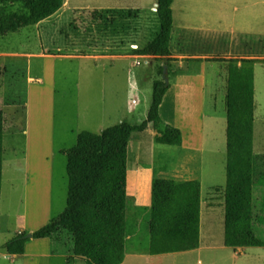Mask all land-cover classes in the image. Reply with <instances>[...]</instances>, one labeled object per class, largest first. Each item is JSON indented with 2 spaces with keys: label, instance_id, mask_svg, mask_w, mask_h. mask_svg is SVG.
I'll use <instances>...</instances> for the list:
<instances>
[{
  "label": "rangeland",
  "instance_id": "374dc122",
  "mask_svg": "<svg viewBox=\"0 0 264 264\" xmlns=\"http://www.w3.org/2000/svg\"><path fill=\"white\" fill-rule=\"evenodd\" d=\"M72 1L79 6L73 13L80 15L78 28L55 36L53 44L44 27L62 16L24 25L28 10L21 1L0 4V12L13 17V24L0 31V264H87L70 226L50 237H30L22 254H9L2 245L21 231L31 232L67 204L70 174L60 149L74 148L80 137L98 139L122 120L144 119L152 80L162 76L170 88L160 116L181 129L183 147L156 141L151 124L132 132L125 151L108 162L83 206L84 237L120 246L124 258L119 264H264V244L249 241L255 235L264 243L259 220L264 184L258 181L264 172V45L250 47L260 52L244 53H260L263 57L248 60L261 64L237 69L233 61H215L204 70V64L195 63L197 55L239 60L240 50L247 49L245 38L252 36L244 35L245 28L264 35V0H182L183 9L173 0L171 60L165 72L159 70L164 61L154 55L114 56L136 46L126 45L128 35L124 38L107 21L115 7L130 6L147 12L149 20L156 14L151 10L156 0ZM137 34L139 46L151 36ZM83 51L108 55L74 54ZM189 170L200 180L203 196L201 249L150 254V177L161 171L181 179Z\"/></svg>",
  "mask_w": 264,
  "mask_h": 264
},
{
  "label": "trees",
  "instance_id": "16d2710c",
  "mask_svg": "<svg viewBox=\"0 0 264 264\" xmlns=\"http://www.w3.org/2000/svg\"><path fill=\"white\" fill-rule=\"evenodd\" d=\"M21 1L28 13L24 16V25L35 24L54 13L64 0H0V4ZM173 0H156V14L159 20V32L141 46L133 49L140 55H154L164 61L159 66H170L171 51L169 39L173 23ZM13 24L10 12H0V31ZM212 59H223L213 56ZM170 87L166 77L152 80L149 106L144 119L139 122L122 120L108 127L98 139L80 137L74 148H61L68 161L70 183L65 207L48 221L31 231V237L40 239L50 237L57 229L70 226L74 232L77 246L87 264H119L124 258L122 248L111 241L100 244L85 238L81 221L82 209L93 196L97 182L103 177L108 162L126 149L131 133L143 131L151 124L158 142L180 145L182 132L177 126L164 122L159 113L163 96ZM3 164V110L0 108V191ZM264 183V172L258 178ZM201 183L198 178L176 179L153 176L150 188V212L148 220L147 251L150 254L185 251L200 245ZM264 223V214L259 215ZM21 231L7 239L2 247L9 254H22L25 243L30 238ZM251 244L263 245L255 235L249 239Z\"/></svg>",
  "mask_w": 264,
  "mask_h": 264
},
{
  "label": "crops",
  "instance_id": "0c3cea01",
  "mask_svg": "<svg viewBox=\"0 0 264 264\" xmlns=\"http://www.w3.org/2000/svg\"><path fill=\"white\" fill-rule=\"evenodd\" d=\"M76 9H79V6L75 5L72 0H64L63 4L60 6L59 9H57L54 13H52L48 17L41 19L39 22L35 23V25H40V23H43V21H47V20L52 21V20L58 19L62 16L60 21L49 22L48 23L49 26L44 27V30H45L44 33L45 34L51 33L50 43L53 44V43H55V41H54L55 36H58V35H61L64 33L67 34L68 33L67 31L71 27L74 29L78 28L76 22H78L80 20V15L79 14L78 15L73 14L74 12H77V11H75ZM140 9L141 8H139L138 6L115 7L113 10L114 16L112 18L109 17L110 20L107 19L108 22L112 23V26H111L112 29H114L115 26H118L117 28L120 29L121 36L124 37V35H128L129 40L126 42V45L134 44L136 47L139 46V45H137V42L139 39L137 32L143 33V34H151V36L148 38V40L150 38L154 37L159 32L160 26L159 27L157 26V24H158L157 22L159 21L157 14H155L156 16L153 14H150V19L147 20L148 13L147 12L142 13V11H140ZM151 10H153L156 13V1H155V4L152 6ZM78 13L81 14L82 12L79 10ZM64 15H66V16L64 17ZM156 17H157V21H156ZM113 24L115 25L114 27H113ZM127 29H129L128 34H126L128 31ZM260 29H263V28L260 27ZM61 30H63V32H61ZM122 30H123V33H122ZM246 34H248V35L252 34V36L245 38L247 40L244 42V45H245V47H247V49L245 51L240 50L243 53V55L240 56L239 60H232L230 58H227L225 55L221 56V57H223V59H212L213 55H211V56L210 55H197V56H199V59L197 58L198 60L195 61V63H199L200 65L204 64V68H205L204 70H206L208 67H209V69H211L214 65L213 62H215V61H233V63H234L233 65L236 66L237 69H238V67H242L244 65V63L253 62L254 65L255 64H261V61H258V60L257 61L248 60L250 58L251 59H257V58L263 57V55H261L260 53H256L255 55H244V53L260 52V49L254 51V52H251L250 47L252 45H256V44L264 45V35H263V33L260 32V30H257V28H253V27H246L245 31H244V35H246ZM256 34L258 35V37H256ZM121 36H120V38H118V42H119V44L123 45L125 43L122 42ZM104 42L109 43V41H105V40H104ZM136 47H134V48H136ZM133 49L129 54L124 55V54H121L119 52V53H115L116 55H114V56L120 57V58L123 56H129L130 59L139 56L140 54L133 53ZM118 50H121V47L118 48ZM74 54L75 55H79V54L85 55L87 57L104 56V58H106V56L108 55L107 52L93 54L92 51H86V52L83 51V53H74ZM91 55H95V56H91ZM218 56H220V55H218ZM201 57H203V59H201ZM167 95H168V92L166 91L163 98H165ZM169 123L172 124L171 120L169 121ZM182 142H183V140H182ZM181 146L183 147V144H181ZM162 172H164V171H162ZM189 172L190 173H188V175H185L183 177L184 178L185 177L193 178L192 176H194V171L189 170ZM158 174H160V176H163V177L168 176L167 174L164 175L163 173H161V171ZM171 174H178V173H171ZM152 176H154V175H151L150 178H152ZM184 178H181V179H184ZM262 184H264V183H262ZM201 199L203 201L202 194H201ZM200 249H201V246L199 245L197 248L185 250L183 252H189V251H194V250L199 251ZM235 254H236V251L234 249V255Z\"/></svg>",
  "mask_w": 264,
  "mask_h": 264
},
{
  "label": "bare ground",
  "instance_id": "6f19581e",
  "mask_svg": "<svg viewBox=\"0 0 264 264\" xmlns=\"http://www.w3.org/2000/svg\"><path fill=\"white\" fill-rule=\"evenodd\" d=\"M182 4V5H181ZM176 5L179 7V9H183V3H182V0H179V4L177 3V1H176ZM197 8V7H196ZM162 105H163V100H162V102H161V104H160V106H159V112H160V114H163V108H162ZM166 116H167V113L165 114ZM172 119H174V120H176V121H180V117L179 116H175V115H173L172 117H171Z\"/></svg>",
  "mask_w": 264,
  "mask_h": 264
},
{
  "label": "water",
  "instance_id": "95a60500",
  "mask_svg": "<svg viewBox=\"0 0 264 264\" xmlns=\"http://www.w3.org/2000/svg\"><path fill=\"white\" fill-rule=\"evenodd\" d=\"M165 67H166V66H164L163 72H165ZM26 235H27L28 237H31V232H27Z\"/></svg>",
  "mask_w": 264,
  "mask_h": 264
}]
</instances>
